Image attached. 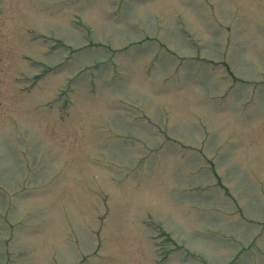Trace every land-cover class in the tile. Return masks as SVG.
Here are the masks:
<instances>
[{
	"label": "rangeland",
	"instance_id": "1",
	"mask_svg": "<svg viewBox=\"0 0 264 264\" xmlns=\"http://www.w3.org/2000/svg\"><path fill=\"white\" fill-rule=\"evenodd\" d=\"M0 264H264V0H0Z\"/></svg>",
	"mask_w": 264,
	"mask_h": 264
}]
</instances>
